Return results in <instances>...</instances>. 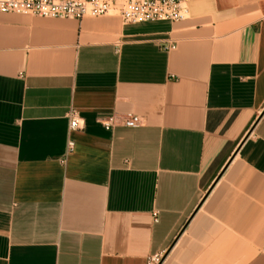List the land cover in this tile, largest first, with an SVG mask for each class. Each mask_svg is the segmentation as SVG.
I'll list each match as a JSON object with an SVG mask.
<instances>
[{"label": "crops", "instance_id": "obj_1", "mask_svg": "<svg viewBox=\"0 0 264 264\" xmlns=\"http://www.w3.org/2000/svg\"><path fill=\"white\" fill-rule=\"evenodd\" d=\"M156 252L264 264V0H189L175 22L0 12V264Z\"/></svg>", "mask_w": 264, "mask_h": 264}, {"label": "built area", "instance_id": "obj_2", "mask_svg": "<svg viewBox=\"0 0 264 264\" xmlns=\"http://www.w3.org/2000/svg\"><path fill=\"white\" fill-rule=\"evenodd\" d=\"M188 3L189 0H0V12L80 19L83 16H97L115 11L123 23L175 22L188 16ZM66 115L68 122L65 154L73 147L69 132L79 128L75 111L70 109ZM99 122L104 129L109 130L116 125L136 127L141 125L142 121L135 113H111ZM152 215L154 219L156 211H153ZM162 259L163 253L156 252L147 257L145 264H160Z\"/></svg>", "mask_w": 264, "mask_h": 264}, {"label": "rangeland", "instance_id": "obj_3", "mask_svg": "<svg viewBox=\"0 0 264 264\" xmlns=\"http://www.w3.org/2000/svg\"><path fill=\"white\" fill-rule=\"evenodd\" d=\"M112 12H115V11H112Z\"/></svg>", "mask_w": 264, "mask_h": 264}]
</instances>
